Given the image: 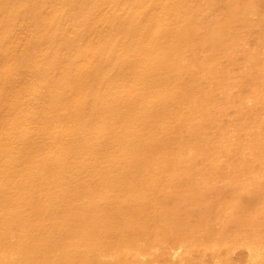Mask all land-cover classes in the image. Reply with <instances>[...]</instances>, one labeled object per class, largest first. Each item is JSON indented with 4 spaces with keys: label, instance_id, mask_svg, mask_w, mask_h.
I'll list each match as a JSON object with an SVG mask.
<instances>
[{
    "label": "bare ground",
    "instance_id": "bare-ground-1",
    "mask_svg": "<svg viewBox=\"0 0 264 264\" xmlns=\"http://www.w3.org/2000/svg\"><path fill=\"white\" fill-rule=\"evenodd\" d=\"M0 264H264V0H0Z\"/></svg>",
    "mask_w": 264,
    "mask_h": 264
}]
</instances>
